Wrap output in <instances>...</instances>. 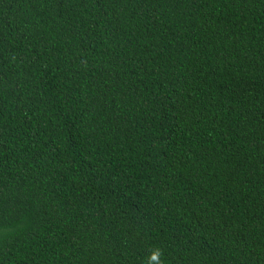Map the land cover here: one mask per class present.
I'll return each mask as SVG.
<instances>
[{
	"label": "trees",
	"instance_id": "trees-1",
	"mask_svg": "<svg viewBox=\"0 0 264 264\" xmlns=\"http://www.w3.org/2000/svg\"><path fill=\"white\" fill-rule=\"evenodd\" d=\"M0 264H264V0H0Z\"/></svg>",
	"mask_w": 264,
	"mask_h": 264
},
{
	"label": "snow or ice",
	"instance_id": "snow-or-ice-1",
	"mask_svg": "<svg viewBox=\"0 0 264 264\" xmlns=\"http://www.w3.org/2000/svg\"><path fill=\"white\" fill-rule=\"evenodd\" d=\"M153 259H156V257H152Z\"/></svg>",
	"mask_w": 264,
	"mask_h": 264
},
{
	"label": "clouds",
	"instance_id": "clouds-1",
	"mask_svg": "<svg viewBox=\"0 0 264 264\" xmlns=\"http://www.w3.org/2000/svg\"><path fill=\"white\" fill-rule=\"evenodd\" d=\"M153 257H155V256H153Z\"/></svg>",
	"mask_w": 264,
	"mask_h": 264
}]
</instances>
